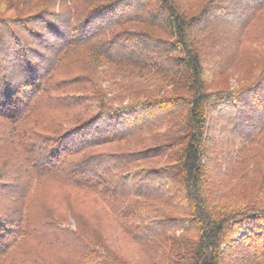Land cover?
<instances>
[{
	"label": "trees",
	"instance_id": "trees-1",
	"mask_svg": "<svg viewBox=\"0 0 264 264\" xmlns=\"http://www.w3.org/2000/svg\"><path fill=\"white\" fill-rule=\"evenodd\" d=\"M245 1L238 20V0H0V264H264V0ZM47 178L140 256L98 210L34 216Z\"/></svg>",
	"mask_w": 264,
	"mask_h": 264
},
{
	"label": "rangeland",
	"instance_id": "rangeland-1",
	"mask_svg": "<svg viewBox=\"0 0 264 264\" xmlns=\"http://www.w3.org/2000/svg\"><path fill=\"white\" fill-rule=\"evenodd\" d=\"M138 2L135 1V4L131 5L130 8L126 11V15L134 14L135 8L138 7ZM246 1L245 0H238V9L236 14V19H241L244 14V10L246 9ZM235 18V17H234ZM206 21H213L214 27V34L213 38L219 42V44L226 43L231 41L230 34L234 32L227 27H217L221 25L224 21H232V19H220L218 14L211 13ZM224 43V44H225ZM128 50V48H124L123 51ZM112 52L115 51L114 47L111 48ZM224 57V56H222ZM225 58V57H224ZM223 58V59H224ZM231 80V79H230ZM232 87L235 86L231 81ZM217 127H214V130ZM36 165V163H35ZM55 179V178H54ZM54 179H48L41 181L40 186L34 196L35 203L32 207L33 215L34 214H42L41 212H45L47 209H51L56 213L66 212L70 214L68 217V221L70 222L71 228H74V218L71 216L73 213L70 212L69 209L79 212L80 214L87 215V217L91 218L93 216L91 213L98 210L97 214L101 217L99 220V225L101 227L102 232L104 233L105 240L112 248L118 250L120 254L131 256V257H138L140 256L139 250L135 247V245L128 239V237L120 230L117 226L116 220H114L111 214L108 213L106 207L99 201H96L94 198L95 196L84 192L81 193L80 191L74 189L75 187L71 185L70 181H63L58 182ZM69 180V179H68ZM5 185H0V192H4L10 189V186L4 187ZM33 192V193H34ZM8 193V192H7ZM31 196V195H30ZM97 197V196H96ZM13 202V200H10ZM103 210V211H101ZM100 211V212H99ZM6 216V215H5ZM35 216V215H34ZM40 216H36V219L39 220ZM94 219V218H93ZM45 255H50V259H54L52 257V253L44 251Z\"/></svg>",
	"mask_w": 264,
	"mask_h": 264
}]
</instances>
